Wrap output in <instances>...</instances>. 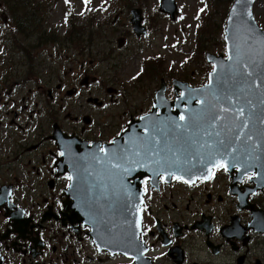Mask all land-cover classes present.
<instances>
[{
    "label": "flooded vegetation",
    "instance_id": "1",
    "mask_svg": "<svg viewBox=\"0 0 264 264\" xmlns=\"http://www.w3.org/2000/svg\"><path fill=\"white\" fill-rule=\"evenodd\" d=\"M12 24L2 8L0 264H264V195L253 174L219 165L190 182L157 165L141 177L140 152L171 145L139 138L166 129L145 117L182 123L187 111L173 87L166 102L155 92L140 99L113 46L106 72L90 40L69 46L66 37L64 61L45 63L36 48L30 58ZM131 125L138 137L126 139ZM166 160V170L187 169L181 156Z\"/></svg>",
    "mask_w": 264,
    "mask_h": 264
},
{
    "label": "water",
    "instance_id": "2",
    "mask_svg": "<svg viewBox=\"0 0 264 264\" xmlns=\"http://www.w3.org/2000/svg\"><path fill=\"white\" fill-rule=\"evenodd\" d=\"M255 2L235 0L231 6L224 36L227 58L223 54H206L208 63L213 65L208 83L192 88L187 83L174 81L176 92H182L177 100L187 102L189 111L185 114L186 121L181 130L166 128L162 136L172 142L171 145L181 143V147L176 155L170 145L160 150L155 147L157 151H148V156L140 152L141 158L149 160L145 164L148 170L140 171L141 177L152 173L157 165L164 166L167 157L175 155L186 160L187 169L181 173L163 169L162 173L183 175L187 180H194L224 164L228 169L239 167L246 173L256 174L257 188L264 190V31L254 19ZM160 12L175 19L178 14L175 0H162ZM131 13L136 35H146L142 10L135 8ZM165 90L163 82L157 91L158 101L165 100ZM197 101L199 104L194 105L193 102ZM164 125L168 127L170 124ZM132 134L127 132L126 138L132 139ZM148 139L154 141L157 138ZM126 156L134 158L137 154L131 151ZM142 203L141 193L140 207ZM135 206L137 209V201ZM108 218L110 225L112 217Z\"/></svg>",
    "mask_w": 264,
    "mask_h": 264
},
{
    "label": "rangeland",
    "instance_id": "3",
    "mask_svg": "<svg viewBox=\"0 0 264 264\" xmlns=\"http://www.w3.org/2000/svg\"><path fill=\"white\" fill-rule=\"evenodd\" d=\"M38 1L48 11L44 14L46 18L44 34L47 40L37 43L35 54L45 63L64 61L57 49L65 42L66 37L71 42L69 46L89 37L93 47V52L89 53V56L92 57L93 62L103 60L107 72L108 67L105 66L111 63L107 61L109 57L106 56L110 53L109 48L113 46V50H116L118 55L117 63L122 69V80L139 90L142 100L150 98L164 78L169 88L172 87L173 79H183L201 86L200 84L206 80L204 73L212 70L211 65L202 60V54L196 48L195 42L198 28L202 23L200 15L205 10V6L209 7V1L211 9V0H175L179 12L175 20H171L168 15L159 11L162 0H137L131 9L142 10L143 25L148 31L147 36L140 38L132 30L133 16L131 9L125 7L127 0ZM254 14L258 25L264 30V0H257ZM211 21L213 23V17ZM216 21V26L222 24L219 18H216ZM0 28L4 29V26L0 25ZM224 34L219 30L208 35L207 51L226 54L223 51ZM220 35L223 36L222 43ZM27 36L31 35L27 34ZM51 36L57 39L55 43L50 40ZM34 38L27 39L30 58L31 42L38 41L36 37ZM121 40L124 42L122 48L119 47ZM221 44H224L223 48ZM102 52H106V55ZM143 67L146 68V72L141 76L142 83H140L141 78L133 81ZM26 68L30 69L29 66ZM154 71H157L156 75ZM52 76L53 74L49 79H52Z\"/></svg>",
    "mask_w": 264,
    "mask_h": 264
},
{
    "label": "trees",
    "instance_id": "4",
    "mask_svg": "<svg viewBox=\"0 0 264 264\" xmlns=\"http://www.w3.org/2000/svg\"><path fill=\"white\" fill-rule=\"evenodd\" d=\"M127 1V4H125V7L127 9L133 8V6H135L137 2V0ZM233 1L234 0H211V9L209 1V7L205 6V10L201 13L200 16L202 19V23L198 28L196 48L199 49V51L201 52L202 60H205V53L208 50L206 49V44L209 41L208 35L213 32H218L219 30L224 33L226 18L228 16V11ZM2 8L3 11H5V13L11 18L13 28L18 35H22L25 33L27 39L33 40L35 39L34 37H36V39H38L40 43L47 40L44 34L46 23V18L44 14L48 11L46 8H43V5L38 0H0V9ZM209 9L210 11L208 12ZM212 17L214 20L213 23L211 21ZM216 18H219V20L222 22L221 25L216 26ZM27 34L31 36H27ZM220 39L222 43L223 36L220 35ZM50 40L52 41V43H55L57 41V39L53 36L50 37ZM88 40H91V38L87 37L82 41L86 42ZM38 41L31 42V49H29V51L32 50L33 53L34 48L37 49ZM222 45L223 44H221V46ZM214 48L215 47H213V49ZM156 74L157 71H154V75ZM204 76H207V71L204 73Z\"/></svg>",
    "mask_w": 264,
    "mask_h": 264
},
{
    "label": "snow or ice",
    "instance_id": "5",
    "mask_svg": "<svg viewBox=\"0 0 264 264\" xmlns=\"http://www.w3.org/2000/svg\"><path fill=\"white\" fill-rule=\"evenodd\" d=\"M185 182H187V181H185Z\"/></svg>",
    "mask_w": 264,
    "mask_h": 264
}]
</instances>
